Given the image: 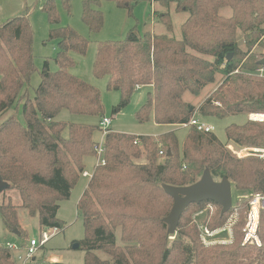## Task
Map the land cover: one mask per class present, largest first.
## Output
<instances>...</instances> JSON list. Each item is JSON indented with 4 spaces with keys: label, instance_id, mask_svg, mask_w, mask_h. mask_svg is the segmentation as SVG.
Returning a JSON list of instances; mask_svg holds the SVG:
<instances>
[{
    "label": "trees",
    "instance_id": "16d2710c",
    "mask_svg": "<svg viewBox=\"0 0 264 264\" xmlns=\"http://www.w3.org/2000/svg\"><path fill=\"white\" fill-rule=\"evenodd\" d=\"M112 1L130 11L142 1L159 5L152 14L165 28L155 32L133 26L123 40L97 42L92 71L107 78L108 90L119 92L114 113L129 103L137 87L147 85L151 91L135 112L140 123L180 126L195 115L200 119L264 114V77L255 73L264 69L260 64L264 0ZM62 3L69 11V0ZM98 4L82 0L81 20L92 33L103 23ZM36 5L46 15L48 38L57 40L58 50L57 69L50 70L44 60L33 97L27 89L36 70L29 22L32 9L25 5L0 22V177L8 185L0 192V216L4 228L16 230L20 237H26V232L20 228L18 207L28 216H38L40 228L63 227L57 217L58 203L70 196L85 169V157H94L98 124L56 120L57 115L67 110L99 121L104 117L99 89L69 72L74 65L71 53L84 55L87 39L70 26L58 25L54 0H36ZM225 8L230 10L228 16L221 13ZM172 11L187 14L179 38L172 35ZM238 33L243 47L237 43ZM209 84L216 87L198 104L183 99L186 92L198 96ZM185 128L181 147L173 130L154 138L108 128L104 163L93 166L76 205L84 228L78 241L85 252L84 264H264L262 217L260 246L241 244L248 196L264 193V159L238 158L227 148L229 143L264 148V120L226 126L225 142L195 125ZM206 168L214 180L226 177L240 193L231 243L204 245L200 239L193 212L211 205L214 213L205 221L210 229L220 227L231 212L221 215V206L210 200L189 204L172 235L162 221L172 203L162 184L189 185ZM10 190L18 192L20 205L6 194ZM116 229L121 245L116 242ZM0 264H16L11 248L0 245Z\"/></svg>",
    "mask_w": 264,
    "mask_h": 264
},
{
    "label": "rangeland",
    "instance_id": "374dc122",
    "mask_svg": "<svg viewBox=\"0 0 264 264\" xmlns=\"http://www.w3.org/2000/svg\"><path fill=\"white\" fill-rule=\"evenodd\" d=\"M56 8L60 16L59 26H70L85 39H87V49L84 55L77 53H71V57L74 60V65L69 68V72L85 82L97 87L101 94V101L104 108V116L111 118L110 128L116 132L129 133L133 135H149L157 138L160 133L165 131L173 130L177 136L179 147L183 142L186 135L187 129L182 126H172L156 124L153 121L140 123L135 118V112L145 102L147 93L151 91V87L147 85L137 87L129 103L122 108L119 112L114 113L113 107L116 106L120 100V94L116 90H108L106 88V77H96L92 71V65L94 55L96 52V44L99 41H114L123 40L127 34V31L133 26H137L140 31L150 27L155 32H165L164 26L159 21L156 15H153V9L159 7L157 4H149L147 1H142L135 5L132 10H127L124 7H118L112 0H96L99 2L98 9L102 12L103 23L101 29L92 33L88 31L87 26L81 20L82 0H69L70 8L69 11L64 8L62 0H54ZM91 2L95 0H90ZM31 8L29 15V22L33 31V54L34 64L36 67L35 72L31 75L27 89L29 96L33 97L34 89L40 82V71L44 64V60L48 61V67L54 71L57 66L54 62V57L57 52V40L48 38V31L50 25L47 22L45 13L40 10L39 6L36 5V0H0V22L3 21L7 16L14 15L24 6ZM94 7V5H93ZM225 16L230 14L229 8H225L221 11ZM171 21L173 26L172 35L176 38L180 37V25L186 17V12H171ZM243 36L241 33L237 34V43L243 47ZM255 51L260 52L261 50L256 48ZM264 60V59H263ZM259 76L264 77V69L260 68L255 72ZM220 76H218V79ZM216 87V85H207L198 96H193L189 92L183 95V99L192 104H198L206 96H208ZM12 112L10 109L5 116ZM262 114V113H252ZM18 118L22 120L21 111H18ZM198 117L197 115H195ZM199 118V117H198ZM56 120L66 121L70 123H81V124H98L99 119L97 117L71 114L67 110H62ZM211 126V131L221 141L225 142V127L230 124H242L249 119V114H231L223 118H200ZM262 121V120H255ZM96 141H100V133L96 132L93 135ZM227 148L238 158L242 157H256L259 156L251 155L250 146L248 147H237L232 143L227 145ZM262 148V147H259ZM264 149V148H263ZM160 157L159 159H161ZM85 169L89 174L92 173L93 166L95 165V158L93 156H87L84 159ZM88 178L83 176L79 177L77 182L71 189L70 196L67 199L59 201L57 217L63 223V227L53 231V228H40L38 216H28L26 211L20 207L17 208L20 228L26 232V237H20L18 234L7 231L2 223L0 216V245L5 246L11 244L13 246L12 251L16 260V264H23V260L26 256L25 248L29 244L31 238L40 240L42 232L47 231L49 239L42 247H38L35 253L34 261H27L24 264H53L55 262L60 264H84L85 252L82 249L73 248V245L84 237V228L82 224L81 215L77 210V202ZM8 195L11 196L14 204L20 205V197L17 191H7ZM239 192L232 186V205H235ZM1 195V194H0ZM172 204V203H171ZM200 211V210H199ZM193 212L191 219L195 225L198 222L210 220L214 208H209L207 205L201 209L202 213ZM198 230V229H197ZM116 242L121 245L119 229L115 230ZM225 233L221 234L224 236ZM170 238H173L170 236ZM232 241V240H231ZM227 242V243H231ZM24 244V246H22ZM217 244V243H215ZM222 244V243H221ZM226 244V243H225ZM213 245V244H212Z\"/></svg>",
    "mask_w": 264,
    "mask_h": 264
},
{
    "label": "built area",
    "instance_id": "2783aa9c",
    "mask_svg": "<svg viewBox=\"0 0 264 264\" xmlns=\"http://www.w3.org/2000/svg\"><path fill=\"white\" fill-rule=\"evenodd\" d=\"M250 120H264V114H249ZM111 125V118H108L106 116L102 117L101 120L98 123L99 127V133L101 140L100 141H94L93 143V150H94V158H95V165L103 164L104 163V153H105V147H104V138L106 133L108 132V128ZM188 125H195L198 129L204 130V131H211V126L207 124L205 121L199 119L196 116H193L188 123H183L180 126L187 127ZM250 149L251 155H256L261 158H264V149L259 147H252ZM161 153V152H160ZM82 175L90 178L91 174H89L87 171H83ZM209 208L212 209L211 205H208ZM248 209L246 213V220L242 228L243 238H242V245L245 244H255L257 246H260L261 240L259 236V229H260V222L261 217L264 220V193H255L250 194L248 196V203H247ZM230 214L228 215L226 221L217 228L210 229L205 225L203 222H198L196 227L199 231L200 239L204 245H212L215 243H227L232 240V226L235 224L237 220V211L235 205H232L230 208ZM199 213H202L200 210ZM264 228V225H263ZM56 230V228H53V231ZM225 233L224 236H221V234ZM52 235V234H51ZM50 234L47 235V231L42 232V237L40 240L31 238L29 240V244L26 246V256L23 260V264L27 261H34L35 260V253L37 251L38 247H41L46 243V241L49 239ZM8 248H13L11 244L5 245Z\"/></svg>",
    "mask_w": 264,
    "mask_h": 264
},
{
    "label": "water",
    "instance_id": "95a60500",
    "mask_svg": "<svg viewBox=\"0 0 264 264\" xmlns=\"http://www.w3.org/2000/svg\"><path fill=\"white\" fill-rule=\"evenodd\" d=\"M227 56L226 60H229ZM264 64V60L260 61ZM8 185L0 177V192ZM163 190L172 198V204L167 215L162 219L167 225V234L172 235L176 232L179 218L191 203H200L201 201L210 200L221 206L220 214L223 215L232 207L231 183L223 177L220 180H214L209 169H204L201 176L193 183L184 186H175L162 184ZM14 234H18L16 230ZM79 246L78 242L73 248ZM60 264V263H53Z\"/></svg>",
    "mask_w": 264,
    "mask_h": 264
},
{
    "label": "crops",
    "instance_id": "0c3cea01",
    "mask_svg": "<svg viewBox=\"0 0 264 264\" xmlns=\"http://www.w3.org/2000/svg\"><path fill=\"white\" fill-rule=\"evenodd\" d=\"M21 9H22V8H21ZM21 9H20V10H21ZM20 10H19V11H20ZM10 16H11V15H10ZM7 17H8V16H7ZM165 132H166V131H165ZM160 134H161V133H160ZM92 170H93V169H92ZM86 184H87V183H86ZM86 184H85V187H86ZM84 189H85V188H84ZM84 189H83V190H84ZM81 194H82V193H81ZM79 198H80V197H79Z\"/></svg>",
    "mask_w": 264,
    "mask_h": 264
}]
</instances>
